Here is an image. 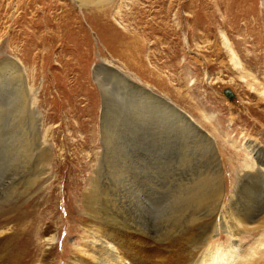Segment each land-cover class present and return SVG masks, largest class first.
<instances>
[{"label":"rangeland","instance_id":"1","mask_svg":"<svg viewBox=\"0 0 264 264\" xmlns=\"http://www.w3.org/2000/svg\"><path fill=\"white\" fill-rule=\"evenodd\" d=\"M90 4L0 0V159L13 157L18 168L15 182L5 186L0 177V231L10 233L0 264H67L90 223L82 193L93 169L99 188L111 199L128 196V205L140 206L138 193L152 186L143 197L152 207L142 216L156 239L180 240L177 227L191 205L187 186L208 181L218 166L211 145L168 103L215 136L227 188L247 156L244 142L264 144V102L222 46L225 33L264 85V0ZM248 106L261 114L248 115ZM214 238L225 245L223 236Z\"/></svg>","mask_w":264,"mask_h":264},{"label":"bare ground","instance_id":"2","mask_svg":"<svg viewBox=\"0 0 264 264\" xmlns=\"http://www.w3.org/2000/svg\"><path fill=\"white\" fill-rule=\"evenodd\" d=\"M77 1H79L81 6L89 5L91 2L103 6L104 4L112 3L114 0ZM120 5L121 3L118 6L120 7ZM121 43V50L123 51L118 53L126 57V50L127 52L130 51L129 43L128 41ZM222 46L229 53V61H231L233 68L238 71L240 78L245 79V85L256 92L258 101L264 102V85L246 71L242 59L225 33L222 34ZM131 58L128 57L127 59L131 61ZM14 63L20 70L21 66L16 61ZM12 69L14 70L15 68ZM146 92L154 96L152 92L148 90ZM224 95L229 99L232 98V89L225 88ZM158 98L162 101H167L160 96ZM257 102L254 104L256 105ZM167 105L173 115L184 121L191 129L193 128L200 133L211 145L218 166L214 172L205 174L208 181L198 180L199 182L187 186L190 192L191 205L186 207L185 210H187L189 219L181 221L182 226L179 225L177 228L182 230L176 232H182L180 240H185L180 241L175 237H158L156 239L152 233L153 231H150L151 222L147 220L146 216L142 215L150 207L144 205L148 201L145 202L143 197L149 196L146 195L147 189L149 191L152 186H147L143 190L140 188L141 192L138 191V197L136 195L137 198L141 199L142 197L143 199V201L141 200V205L144 208L142 211V206H138L140 203L138 205H128V201H126L128 196L126 197V195L117 193L115 194V199H111L107 187L104 186L105 188L101 189L99 188L100 184L98 186L95 182L99 171L98 169H93L90 183L87 187L85 186L84 191L82 190L84 200L89 204L87 216L90 223L84 228V240L80 241L72 251L67 264H264V203L259 198L264 195V144L253 140L254 138H248L244 142L243 145L247 156L243 162L236 164L233 171L232 186L230 185L227 188L215 136L211 132L205 131L201 124L187 113H184L185 111H181L180 108L170 103ZM247 111L248 115L250 112L261 114L257 107L248 106ZM211 117L202 112L201 119L203 121L210 122ZM12 158H7L5 162L3 161L4 163L0 159V172H3L0 177L3 176L1 182L5 186L11 181H16L13 177L16 178L14 175L16 174L17 166L14 164V160H11ZM45 171L47 173L49 171L46 166L44 167ZM117 178H120V176ZM116 180L119 181L118 179ZM99 183H102V181ZM114 186H117V184ZM103 199H107V201L102 203ZM123 203H127V209H124L125 205ZM150 204L152 205V203ZM189 209L190 213L188 212ZM216 235L220 239L223 236L225 245L214 241L216 240V237L214 238ZM9 236L8 229L0 231V247L7 242ZM54 239L55 236L53 235L46 236V244H52L51 241ZM52 252V246L50 245L48 252H46V258Z\"/></svg>","mask_w":264,"mask_h":264}]
</instances>
